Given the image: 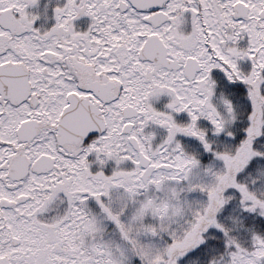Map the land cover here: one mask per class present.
Returning a JSON list of instances; mask_svg holds the SVG:
<instances>
[{"label": "snow or ice", "instance_id": "snow-or-ice-1", "mask_svg": "<svg viewBox=\"0 0 264 264\" xmlns=\"http://www.w3.org/2000/svg\"><path fill=\"white\" fill-rule=\"evenodd\" d=\"M0 264H264V0H0Z\"/></svg>", "mask_w": 264, "mask_h": 264}]
</instances>
